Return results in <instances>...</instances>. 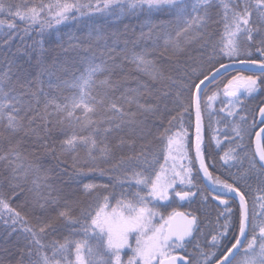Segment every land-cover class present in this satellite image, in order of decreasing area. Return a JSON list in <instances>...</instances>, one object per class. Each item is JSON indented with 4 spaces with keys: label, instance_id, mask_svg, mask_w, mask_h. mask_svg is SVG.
<instances>
[{
    "label": "snow or ice",
    "instance_id": "obj_1",
    "mask_svg": "<svg viewBox=\"0 0 264 264\" xmlns=\"http://www.w3.org/2000/svg\"><path fill=\"white\" fill-rule=\"evenodd\" d=\"M217 7L223 26L218 39L209 31ZM137 10L171 17L146 23L148 31H141L140 38L151 47L123 56L147 82L137 79L135 87H127L126 78L98 79L110 69L107 61L96 63L93 57L71 83L75 95L63 103L46 98L41 108L42 88L33 92L17 76L18 90L11 67L0 73V189L7 184L19 196L16 189L30 180L32 210L39 213L37 226H28V219L0 193V212L8 213L13 226L19 222L26 234L15 264H264V195L253 194L264 193V98L251 119L241 114L245 100L264 92V0H35L30 7L0 0V46L10 48L18 36L23 39L21 32L27 36L37 26L43 34L69 21H91L95 15L118 18ZM84 27H90L89 41L94 35L102 39L94 23ZM119 43L117 38L106 46L116 67ZM194 46L196 56L189 51ZM168 64L175 68L166 75ZM97 87L102 90L93 95ZM218 101L224 107L215 108ZM220 113L225 115L215 123L223 122L224 128H212V117ZM205 117L212 139L219 144L223 131L232 145L220 157L223 167H237L227 180L214 174L215 161L205 155ZM113 134L114 144L109 140ZM25 140L32 141L33 151L27 154ZM154 140L160 143L158 151L151 150ZM125 149L128 155L119 154ZM39 155L52 157L70 178L115 174L109 175L112 184H83L86 195L125 184L135 190L98 196L77 216L79 200L61 206L58 190L48 182L51 169ZM253 179L255 189L249 183ZM198 195L222 211L210 248L197 244V251L189 252L198 216L173 209L165 217L158 205L176 198L191 202ZM53 205L54 215L49 214ZM60 221L70 229L68 236L61 234Z\"/></svg>",
    "mask_w": 264,
    "mask_h": 264
},
{
    "label": "trees",
    "instance_id": "obj_2",
    "mask_svg": "<svg viewBox=\"0 0 264 264\" xmlns=\"http://www.w3.org/2000/svg\"><path fill=\"white\" fill-rule=\"evenodd\" d=\"M16 2L26 3L29 7L35 2V0H16ZM219 12V8L213 9V21L209 31L214 33V38H219L222 34L223 26L220 22V16L216 13ZM3 18V17H0ZM171 17L167 14H157L156 10H153L151 14L147 13V10H137L136 12H128L120 15L118 18L116 16L108 15H95L91 21L81 20V21H69L65 24L55 26L51 30L45 31L43 34L39 31V26L30 30L29 35L24 36L23 32L12 42L10 48L0 46V73L7 72L9 67H11L12 83L17 86L19 90V85L17 84V76H20V83H23L25 87L30 88L33 92H39L42 88L44 96H40V107H43L46 98L55 97L58 102H66L65 98H70L76 94L77 90L71 87V83L75 81L82 73H84L88 67V62L95 57V62L100 63L103 59L107 61L108 68L110 71L101 74L98 79H105L111 77L113 80L124 79L128 80L127 87H135V81L138 79L141 82H147L148 77L143 73H139L135 70L134 66L127 60L123 59L124 54L128 56L131 55L132 50L140 51L141 49L151 45L140 38L141 31L147 32L148 28L144 25L151 21L153 24L159 23L161 20H168ZM87 22L90 26L94 23L97 32L102 36V39H97L94 35L89 41V28H85L84 24ZM20 28L24 27L22 21L17 20ZM119 39L120 43L116 51L121 55L116 60V65L108 60L106 46L108 48L112 47L115 39ZM43 42L42 45L40 42ZM124 41H129L127 46H125ZM84 42V43H82ZM134 42V43H133ZM89 43L91 48L89 49ZM76 45H80L76 47ZM41 47L43 51H41ZM195 47L190 49V54L193 56L197 55ZM104 53V55H101ZM253 58H258V54H254ZM186 59V57L181 58V60ZM165 74H169L174 71L175 66L172 64L165 65ZM251 74V73H248ZM65 82H68L65 84ZM155 87L164 90V85L155 82ZM99 87L93 92L101 91ZM119 95V93H116ZM264 98V92L257 94L256 99L245 100V112L242 115L249 116L251 119V114L255 112L259 100ZM144 102V101H142ZM149 103L153 102L151 98H148ZM227 102L224 101V104ZM35 106V101H33ZM224 104L216 103L215 108H222ZM171 106V105H170ZM49 111H52L49 108ZM77 116H82V113L77 110ZM225 113H220L219 115H214L212 117V128H224V123L217 125L215 122L221 120ZM259 120L258 116L256 117ZM208 120L205 117V144L207 145L205 155L209 161H215V168L211 170L215 175L219 176L223 180L228 179V174L231 172L235 174L237 167L225 168L222 166V161L220 157L225 151H227L232 145L224 139L225 132L218 133L220 143L217 144L215 139H212V130L207 126ZM259 125L256 130H258ZM87 135L88 133H83ZM119 135H126V133H120ZM63 136H54L53 139L60 140ZM111 143L116 142V134L109 137ZM254 142V136L252 137ZM247 138L245 143H247ZM32 141L25 140L22 149L25 154L33 151L30 147ZM160 148V143L158 140L153 141V147L151 150L158 151ZM80 154L84 155L83 149L80 150ZM123 155H128L127 149L123 150ZM36 158V157H34ZM38 158L43 161L44 165L51 169L48 173L49 183L58 190L59 196L61 197V206L64 201L79 200V207L77 208L75 215L79 216L81 208H87L90 204H94L98 196L115 194L119 195L122 191L129 193L135 189H129L128 185L125 184L123 188L117 185L114 189L110 188L107 192L103 189L97 190L92 195H86L83 191V184L96 183V184H112L114 181L110 180L107 174L101 176L99 173L95 174H85L82 176L70 178L69 175H65L61 171V166H57L52 157H45L39 155ZM67 159V158H66ZM161 163L163 161L161 160ZM107 168L108 165H102ZM246 167V164H245ZM71 171L70 169L68 170ZM203 184V181H198ZM231 182V181H229ZM249 183L253 185L255 189L257 186L256 181L250 180ZM31 181L23 186L21 189H16V192H20L19 196H13L12 189H10L7 184L0 189V193L5 195L9 199V203L17 211L21 212L22 216H25L31 227L37 226L36 215L37 212L32 210V193L29 191L31 189ZM254 195H264V193H253ZM92 199V197H94ZM249 202L251 206V195L249 196ZM167 205V207L162 206ZM235 205V204H234ZM159 211L165 215V217L170 214L173 209L176 211L193 212L198 216L199 230L194 233L191 243L188 244L189 252H196V245L198 244L201 248L207 250L211 246V236L215 234L217 230V217L211 210H216V212L222 211L221 208H217L213 205L212 200L203 201L200 199L199 195L191 202L189 201H179L177 198L175 202H164L158 205ZM234 208V206H233ZM56 206L53 205L49 214L54 215ZM259 206L257 205V212H259ZM7 221V223L5 222ZM222 222V221H221ZM61 224V234L63 236H68L70 229L63 224ZM15 229V230H14ZM26 234L22 230V226L19 222L12 225L7 212H0V262L3 264H15L16 260L20 255V249L24 247L26 243ZM50 237H46L48 239ZM59 238V237H57ZM75 238L79 239V236ZM73 258L74 257H70ZM27 259V258H26Z\"/></svg>",
    "mask_w": 264,
    "mask_h": 264
},
{
    "label": "flooded vegetation",
    "instance_id": "obj_3",
    "mask_svg": "<svg viewBox=\"0 0 264 264\" xmlns=\"http://www.w3.org/2000/svg\"><path fill=\"white\" fill-rule=\"evenodd\" d=\"M259 118V117H258ZM258 130H259V128H258ZM257 130V131H258ZM254 139H255V137H254ZM204 182V181H203ZM213 202V201H212ZM213 205L216 207V204L213 202ZM233 206L235 207V205L233 204ZM213 213H214V215L217 217L218 216V213L219 212H216V210H211Z\"/></svg>",
    "mask_w": 264,
    "mask_h": 264
},
{
    "label": "rangeland",
    "instance_id": "obj_4",
    "mask_svg": "<svg viewBox=\"0 0 264 264\" xmlns=\"http://www.w3.org/2000/svg\"><path fill=\"white\" fill-rule=\"evenodd\" d=\"M244 74H245V75H249L248 73H244ZM222 99H224V98H222ZM242 99H243V97H242ZM224 101H225V102H227V100H226V99H224ZM205 140H206V137H205ZM93 196H94V195H93ZM93 198H95V196H94V197H92V199H93ZM177 199H178V198H177ZM175 200H176V199H175ZM178 200H179V199H178ZM179 201H181V200H179ZM161 203H164V202H161ZM166 203H168V202H166Z\"/></svg>",
    "mask_w": 264,
    "mask_h": 264
},
{
    "label": "water",
    "instance_id": "obj_5",
    "mask_svg": "<svg viewBox=\"0 0 264 264\" xmlns=\"http://www.w3.org/2000/svg\"><path fill=\"white\" fill-rule=\"evenodd\" d=\"M204 139H205V132H204ZM255 140V139H254ZM181 212H183V211H181Z\"/></svg>",
    "mask_w": 264,
    "mask_h": 264
}]
</instances>
